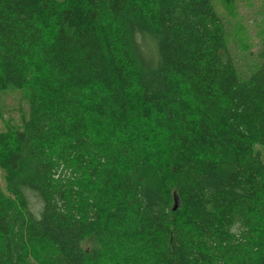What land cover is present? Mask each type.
<instances>
[{
  "label": "trees",
  "instance_id": "1",
  "mask_svg": "<svg viewBox=\"0 0 264 264\" xmlns=\"http://www.w3.org/2000/svg\"><path fill=\"white\" fill-rule=\"evenodd\" d=\"M9 91L0 264H264V58L211 0H0Z\"/></svg>",
  "mask_w": 264,
  "mask_h": 264
},
{
  "label": "rangeland",
  "instance_id": "2",
  "mask_svg": "<svg viewBox=\"0 0 264 264\" xmlns=\"http://www.w3.org/2000/svg\"><path fill=\"white\" fill-rule=\"evenodd\" d=\"M211 4L222 22L234 66L244 79L264 58V0H232L230 5L224 0H211ZM26 113V98L22 91L0 92V132L19 129L20 118ZM260 153L264 159V149ZM31 201L36 205L33 198ZM93 245L92 240L82 243L83 248Z\"/></svg>",
  "mask_w": 264,
  "mask_h": 264
}]
</instances>
